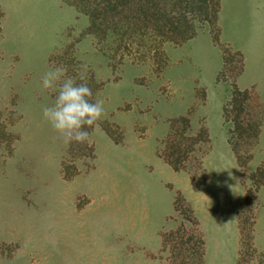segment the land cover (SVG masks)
Here are the masks:
<instances>
[{
	"label": "rangeland",
	"instance_id": "374dc122",
	"mask_svg": "<svg viewBox=\"0 0 264 264\" xmlns=\"http://www.w3.org/2000/svg\"><path fill=\"white\" fill-rule=\"evenodd\" d=\"M201 1L0 0V264H264V0Z\"/></svg>",
	"mask_w": 264,
	"mask_h": 264
},
{
	"label": "trees",
	"instance_id": "16d2710c",
	"mask_svg": "<svg viewBox=\"0 0 264 264\" xmlns=\"http://www.w3.org/2000/svg\"><path fill=\"white\" fill-rule=\"evenodd\" d=\"M126 1H130V0H126ZM187 2H188V6L190 5L191 7L200 6V4H202V1L201 0H187Z\"/></svg>",
	"mask_w": 264,
	"mask_h": 264
}]
</instances>
